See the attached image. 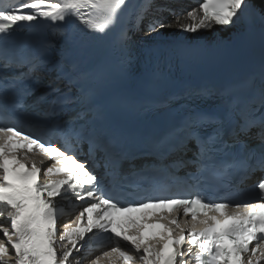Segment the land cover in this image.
<instances>
[{"label":"snow or ice","instance_id":"6c2138e0","mask_svg":"<svg viewBox=\"0 0 264 264\" xmlns=\"http://www.w3.org/2000/svg\"><path fill=\"white\" fill-rule=\"evenodd\" d=\"M132 7L131 0H22L18 5L0 0V216L6 212L10 224L0 225L7 241L0 239V264H70L73 251H80L77 241L93 229L112 233L103 239H122L139 254L117 243L93 264H188L178 259L191 254L190 248L180 250L186 244L198 248V264L264 261V66L259 84L252 77L219 90L185 88L149 101L144 111L175 119L162 125L147 153H140L155 159L137 167L132 141L121 130L120 118L129 104L116 86L136 79L146 90H158L167 73L147 62L136 64L126 31L115 73L93 63L86 41L64 31L63 24L39 46L8 45L17 22L40 18H73L84 31L107 35ZM153 7L154 0L135 6L130 14L134 30H141ZM155 10L167 11L173 19L153 16L144 26L146 35L172 27L195 34L213 25H243L248 32L258 26L264 35V0H203L199 9L186 14L166 5ZM101 85L113 90L102 94ZM210 99L217 101L210 108L193 103ZM85 145L87 159L82 160ZM189 151L192 158L185 160ZM29 153L52 163L43 169L35 162L28 166L23 161ZM125 162L127 172L122 170ZM189 165L196 170L177 179L174 170ZM256 172L259 180L242 187ZM59 176L63 178L54 179ZM202 181L219 193L215 199L197 191ZM62 192L86 203L75 227L64 223L60 231L64 209L55 198ZM153 208L165 211L150 218L130 215ZM181 210L190 221L181 219ZM225 221L227 226L216 230ZM157 226L162 233L145 234ZM58 243L64 249L60 257Z\"/></svg>","mask_w":264,"mask_h":264},{"label":"bare ground","instance_id":"6f19581e","mask_svg":"<svg viewBox=\"0 0 264 264\" xmlns=\"http://www.w3.org/2000/svg\"><path fill=\"white\" fill-rule=\"evenodd\" d=\"M188 22V21H185ZM238 31V26L236 28H216L215 26H212L211 30H200V32L192 34V33H186L181 30H179L177 27L172 28H165L160 30L156 33L155 36H162V35H172V36H181L184 38H189L193 40L197 39H206V40H224L231 36L232 34L236 33ZM130 249L132 248L130 245H126ZM14 264V262H13Z\"/></svg>","mask_w":264,"mask_h":264}]
</instances>
